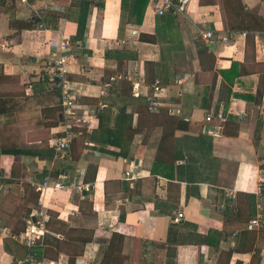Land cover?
I'll return each mask as SVG.
<instances>
[{"label":"crops","instance_id":"0c3cea01","mask_svg":"<svg viewBox=\"0 0 264 264\" xmlns=\"http://www.w3.org/2000/svg\"><path fill=\"white\" fill-rule=\"evenodd\" d=\"M157 1L136 24L122 0H92L73 42L82 0H0V264L29 251L43 264H264V0L161 15ZM63 39L69 91L84 110L107 106L58 156L62 92L47 68ZM47 176L51 219L29 249L6 231L25 230Z\"/></svg>","mask_w":264,"mask_h":264},{"label":"built area","instance_id":"2783aa9c","mask_svg":"<svg viewBox=\"0 0 264 264\" xmlns=\"http://www.w3.org/2000/svg\"><path fill=\"white\" fill-rule=\"evenodd\" d=\"M27 1V0H23ZM191 0H158L155 3V11L157 14H164L169 11L176 13L185 12L188 8V5ZM131 34H137L136 29L131 30ZM203 37L208 40H212L213 32L206 31L203 32ZM229 36H224L223 39L227 40ZM122 43H128V40H122ZM72 43L69 39H63L59 43V54L52 61L51 65L48 66L47 72L51 76L53 86L60 89L62 92V107L64 113V125H63V134L58 136L54 143V149L56 155L62 156L64 152L68 150L71 144L77 139L83 132L90 131L93 128L92 122L96 119L97 113L100 110H103L107 104L99 103L94 107H90L87 110L83 109V106L78 103L75 96L69 91V81L67 74L69 72L68 65L71 61ZM134 87L139 89V83L135 82ZM156 91L161 90V87L156 84L154 86ZM156 100L154 96L149 98V105L155 107ZM220 120H225L224 111L219 109L215 112ZM214 115H208L207 119L211 120ZM52 177L47 176L42 182L37 185V189L40 191V197L37 201L36 207L32 212L31 218H29L25 230L21 233H14L11 231H6L14 239L22 242L29 249L34 247L40 238L44 236L48 231V223L51 219V213L49 207L45 203V190L51 184ZM55 187L65 188L68 187L67 184L63 182H55ZM77 192L81 194L84 198L86 194L90 191L88 185L83 181H80L75 186H73ZM86 193V194H85ZM184 213L182 210L174 212V220L180 221L183 219ZM263 223V218L261 215L251 218L246 227L247 229H254L257 226H260ZM18 263H29V264H43L42 261L35 259L34 254L29 251L26 257L22 260H19Z\"/></svg>","mask_w":264,"mask_h":264},{"label":"trees","instance_id":"16d2710c","mask_svg":"<svg viewBox=\"0 0 264 264\" xmlns=\"http://www.w3.org/2000/svg\"><path fill=\"white\" fill-rule=\"evenodd\" d=\"M149 0H122L121 2V16L122 19L124 18L125 22H132L136 24H141L144 19L145 9L147 7ZM92 4V0H82L81 5V16L78 18V30L77 33L73 37V42L77 41H83L85 38V31L87 27V19H88V13H89V7ZM123 21V22H124ZM109 52V51H107ZM126 53L125 51L122 52V54ZM106 55H108L106 53ZM126 56V54L124 55ZM130 56V55H127ZM123 112L126 111V109L123 108ZM121 122H123V118L121 119ZM119 130L117 131H111L109 134L110 142L113 144H120L119 139ZM121 151L118 152V154H125L123 152L124 148L122 145H120ZM13 153H18L16 150H12ZM37 260V259H36ZM22 264H29V263H22Z\"/></svg>","mask_w":264,"mask_h":264}]
</instances>
